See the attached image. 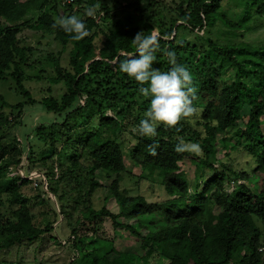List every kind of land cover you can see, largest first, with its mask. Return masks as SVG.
Listing matches in <instances>:
<instances>
[{
    "label": "trees",
    "instance_id": "16d2710c",
    "mask_svg": "<svg viewBox=\"0 0 264 264\" xmlns=\"http://www.w3.org/2000/svg\"><path fill=\"white\" fill-rule=\"evenodd\" d=\"M222 1L181 0L173 12L157 15L137 1L133 7L139 17L117 21L109 29L95 15L83 12L85 5L99 3L102 17L97 18L105 22L109 7L102 0H0V80L12 78L26 103L36 100L22 85L30 49L18 36L21 29L51 36L62 48L70 45L68 68L47 56L55 75L48 82L61 85L63 93L53 95L48 87V95L39 101L47 111L62 116L60 124H51L48 135L54 153L61 144L62 157L54 160L52 155L35 163L20 140L0 137V250L49 235L60 221L69 229L64 243L73 255L69 264H264V254L258 252L264 245V192L258 178L253 180L264 172V49L243 41L219 44L198 35L217 21L230 29L249 30L254 13L264 16V0H239L246 9L239 23L219 14ZM17 12L28 13L29 19L11 24ZM72 14L86 24L87 35L80 40L71 39L57 24L58 17ZM138 33L157 38L154 68L171 67L166 55L171 50L191 72L195 88L196 114L172 129L158 127L154 138L131 130L149 99L119 70L123 53L137 54L132 39ZM189 35L196 41H187ZM22 105L11 107L18 110ZM94 116L98 120L94 132H73L74 120L80 118L86 125ZM7 123L0 117V124ZM55 129H64L65 136H56ZM122 131L133 139L128 155L117 142ZM97 132L104 136L101 144L93 139ZM153 139L158 142L155 155L148 149ZM180 139L199 143L202 151H175ZM236 149L252 158V172L236 171L221 159ZM125 159L139 169L140 178L164 188L166 199L149 202L121 191ZM185 159L194 165L192 177L181 169ZM21 167L25 174H20ZM99 170L106 177L115 175L105 197L113 199L114 211L106 205L92 206L93 194L104 187L96 178ZM33 171L42 174L34 187L25 177ZM32 206L52 211L50 219L38 220ZM121 232L136 239L133 249H116Z\"/></svg>",
    "mask_w": 264,
    "mask_h": 264
},
{
    "label": "rangeland",
    "instance_id": "374dc122",
    "mask_svg": "<svg viewBox=\"0 0 264 264\" xmlns=\"http://www.w3.org/2000/svg\"><path fill=\"white\" fill-rule=\"evenodd\" d=\"M137 1H140L143 7L149 6L148 12L157 15L158 11H162L163 14L167 11L173 12L181 0H102V3L109 7V11H107L108 19L105 22H101L97 18L100 16L102 17V12L98 14L100 8L99 3H97L95 7L85 5L83 12L87 16L95 15L96 20L103 28L106 27L110 29L117 21L139 17L135 16V9L133 7ZM69 2L71 1L69 0ZM89 12H91L90 15ZM219 14L233 23H239L245 16L246 9L239 0H223ZM14 15L16 20L11 24L27 21L30 16L26 12H17ZM248 25L251 26V28L247 31H242V29H230L220 21H217L213 27L206 31H200L198 35L207 36L219 44L238 43L239 41H243L252 46L264 49V16H259L254 13L253 17L248 21ZM156 32L157 30L154 29L153 34L156 35ZM184 33L187 34L181 31V34ZM18 36L23 41L22 44L30 49L27 53V65L23 68L27 78L22 85L36 101L34 103H26L23 93L15 86V82L12 78L6 77L5 80H0V117L8 120L7 124H0V137L5 141H11L13 139L20 140L24 152L28 155V159L35 163L41 158H48L52 155L54 160H59L63 154L61 144L59 142L57 143V151L54 153L48 135L52 131L51 124H60L62 116L47 111L39 101L48 95V87L51 88V93L53 95L59 96L63 93L64 89L61 85H51L48 82L49 78L55 75L47 56L50 55L58 58L60 65L64 68H68L70 45L62 48L51 36L43 35L41 32H36L29 28H22ZM189 36L187 41L190 43L196 41L193 35ZM101 37V35L96 37L97 43H99ZM35 77H40L41 80H37ZM20 102L23 104L22 108L16 110L11 107ZM3 103L8 104L10 107H3ZM97 121L96 116H94L84 125L81 119L77 118L76 121L74 120L71 123V126L76 127L73 132L81 133L87 129L89 133H92L95 131ZM138 123V120H134L130 126L131 130ZM53 132L58 137L65 136L66 134L64 129H61V132L55 129ZM93 139L96 144H101L105 141L104 136L100 132H97ZM117 142L121 145L123 153L128 155L129 149L133 143L131 135L126 131H122L117 136ZM221 156L222 154L220 153L219 157ZM23 157L25 158V155H23ZM221 159L227 162V164L236 171H241L243 173H250L255 167L252 158L238 149L232 150L228 158L223 157ZM125 164L127 172L122 174V180L120 182L121 191L125 190L132 196L142 195L149 202L166 199L164 188L157 183L140 178L139 169L132 167L127 159H125ZM181 169L192 177L194 165L191 163V160L185 159L183 163H181ZM20 172L25 174V169L21 167ZM31 175L42 174L33 171L25 175V177ZM259 176L260 178L255 176L253 180L255 181L258 178V187L264 192V179L263 181L261 180V178L264 177V172H260ZM96 178L104 187L99 188L93 194L91 200L92 206L95 209H100L103 205H106L109 210L114 211L113 199L110 198L105 201V197L109 195V191L106 187L110 184V181L115 178V175L111 174L109 177H106V175L99 170L96 174ZM34 182L39 184L38 178L32 179V187L35 186ZM42 182V187L46 188V184H44L43 180ZM49 197L52 201L53 195L49 194ZM4 203L5 207L2 208L6 209L8 206L6 202ZM31 211L36 215L38 220L44 222L50 219L49 216L52 212H50V210L48 213L43 212L45 211L44 208L39 206H32ZM68 236L69 229L66 227L65 222L59 221L56 223L55 229L49 235H43L35 241L26 240L23 241L22 244H16L7 249L0 250V264H69L73 255L71 249H69L67 245H64ZM135 241L136 239L134 237L126 236L125 233L121 232L114 244L116 249L126 250L129 248L133 249L136 245Z\"/></svg>",
    "mask_w": 264,
    "mask_h": 264
},
{
    "label": "clouds",
    "instance_id": "9594fccd",
    "mask_svg": "<svg viewBox=\"0 0 264 264\" xmlns=\"http://www.w3.org/2000/svg\"><path fill=\"white\" fill-rule=\"evenodd\" d=\"M57 24L66 33L71 34L73 40H80L87 35L85 21L76 14L58 17ZM132 40L136 44L137 54L123 53L125 58L119 61V70L136 81L141 96L149 99L143 117L132 130L139 137L154 138L158 127L172 129L182 119L196 114L197 109L193 105L195 88L192 86V74L185 65L177 62L175 53L171 50L166 53L171 65L167 71L153 67V61L156 59L154 52L158 47L155 36L142 37L138 33ZM157 147L158 142L153 139L148 145L150 154L155 155ZM174 150L195 154L202 151L199 143L186 142L183 139L175 144Z\"/></svg>",
    "mask_w": 264,
    "mask_h": 264
},
{
    "label": "built area",
    "instance_id": "2783aa9c",
    "mask_svg": "<svg viewBox=\"0 0 264 264\" xmlns=\"http://www.w3.org/2000/svg\"><path fill=\"white\" fill-rule=\"evenodd\" d=\"M71 1V0H70ZM68 2H69V0H68ZM20 174H23L22 172H20ZM40 175H31V176H27L26 178L27 179H33L34 180V178H38ZM43 181H44V179H42ZM44 184H46V182H44ZM34 185L35 186H37V183H35L34 182ZM258 252H260V253H262V254H264V245H261L259 248H258Z\"/></svg>",
    "mask_w": 264,
    "mask_h": 264
}]
</instances>
